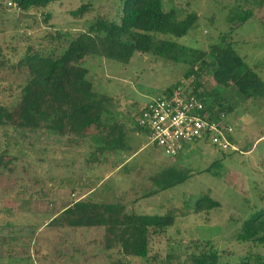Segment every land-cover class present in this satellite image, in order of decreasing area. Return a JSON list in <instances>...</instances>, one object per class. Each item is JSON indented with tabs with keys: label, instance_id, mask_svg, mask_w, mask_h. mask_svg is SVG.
I'll return each instance as SVG.
<instances>
[{
	"label": "rangeland",
	"instance_id": "obj_1",
	"mask_svg": "<svg viewBox=\"0 0 264 264\" xmlns=\"http://www.w3.org/2000/svg\"><path fill=\"white\" fill-rule=\"evenodd\" d=\"M163 1L167 10L196 12L200 17L187 36L173 40L207 51L222 35L231 32L228 42L249 67L257 66L256 71L264 79V7L256 9L253 18L239 27L229 21L230 13L243 6L244 0ZM82 4L67 1L46 10L22 12L12 0H0V64H5L0 66L1 103L15 117L19 115L26 76L13 70L12 65L28 48L51 52L59 44L58 32L79 34L98 16L117 19L115 15L122 5L121 0H94L93 11L76 19L71 13ZM46 15L50 18L47 22ZM237 27L232 32L231 28ZM85 66L97 94L110 98L109 114L105 112L103 122L117 124L123 134L125 147L116 153L122 159L108 160L96 153V135L102 131L98 127L89 129L87 134L92 136L86 139L71 140L46 131L17 132L11 124L0 125V149L8 151L4 164H0V264L116 261V254L99 245L104 235L100 229L67 230L55 224L65 208L80 200L124 204L128 211L139 214L188 213L177 218L169 234L153 238L151 258L158 261H152L154 264H165L168 256L175 264L186 263L192 253V240L213 243L223 252V261L230 264H238L251 254L264 255L262 247L243 245L235 239L244 221L264 209V99L245 101L234 86L222 90L225 102L233 109L229 124L241 153H224L208 143H198L187 145L173 158L148 146L147 134L136 133L137 120L144 106L177 84L193 91L198 79L186 78L188 67L141 54H136L129 65L90 59ZM199 81L203 92L218 88L208 71ZM93 157L98 161H92ZM127 158L130 160L124 170L109 173ZM105 160L110 162L104 164ZM170 165L186 171L190 178L147 197L158 189L155 176ZM205 196L221 205L207 218L193 211L196 202ZM129 264L144 263L132 258Z\"/></svg>",
	"mask_w": 264,
	"mask_h": 264
},
{
	"label": "trees",
	"instance_id": "obj_2",
	"mask_svg": "<svg viewBox=\"0 0 264 264\" xmlns=\"http://www.w3.org/2000/svg\"><path fill=\"white\" fill-rule=\"evenodd\" d=\"M12 1L22 12L46 10L56 3L81 1L83 4L71 15L83 19L93 11L94 0ZM121 4L118 8L120 12L117 11L115 15L117 19L98 16L79 34L58 32L59 44L51 52L28 48L18 63L12 65L13 70L26 76L21 89L19 115L15 117L1 103L0 90L1 126L11 124L17 132L28 131L33 134L46 131L58 138L67 137L71 140L86 139L92 136L87 131L98 127L102 131L96 135L99 144L96 153L104 158L120 156L116 153L125 147L123 134L117 124H111L108 120L103 122L110 98L97 94L85 63L93 59L129 65L136 54L151 55L187 66L186 78L196 76L198 79L194 81L191 93L200 96L210 110H218L228 116L233 112L222 95L223 89L232 86L245 101L264 99V79L256 71L257 66L256 69L249 67L245 58L228 42L231 32L222 35L220 41L211 45L209 50L201 51L176 41L196 28L200 21L196 12H181L175 8L167 10L163 0H121ZM262 7L264 0H244L243 6L231 11L229 21L241 27L253 18L256 9ZM49 19L46 15L45 21ZM239 27L231 28L232 32ZM3 65L2 62L0 66ZM204 71L211 73L218 84V88L210 93L201 91L199 78ZM181 85L177 84L174 89ZM139 132L147 134L137 124L136 133ZM231 141L234 143L233 137ZM3 148L0 149V164H4L8 157V151H2ZM92 161L97 162L98 159L93 157ZM189 178V173L170 165L155 176L153 181L158 189L147 197L181 185ZM261 202L264 204V196ZM220 206L219 202L205 196L196 202L193 211L207 218L211 211ZM177 214L179 216L172 212L164 215L139 214L135 210L128 211L124 204L80 200L65 208L54 222L67 230L103 231L99 245L118 257L110 264H129L132 258L144 264H154L158 261L156 257L151 258L153 238L169 234L178 217L189 215L181 211ZM235 239L243 245L264 249V209L244 221ZM191 244L189 250L192 253L184 264H230L223 261V252L213 243L192 240ZM165 264H175L173 257L168 256ZM238 264H264V255L251 254Z\"/></svg>",
	"mask_w": 264,
	"mask_h": 264
},
{
	"label": "built area",
	"instance_id": "obj_3",
	"mask_svg": "<svg viewBox=\"0 0 264 264\" xmlns=\"http://www.w3.org/2000/svg\"><path fill=\"white\" fill-rule=\"evenodd\" d=\"M208 109L205 101L180 87L151 101L138 117L139 128L147 132L148 146L168 157H178L187 145L208 143L227 153H241L231 141L234 129L229 116Z\"/></svg>",
	"mask_w": 264,
	"mask_h": 264
},
{
	"label": "crops",
	"instance_id": "obj_4",
	"mask_svg": "<svg viewBox=\"0 0 264 264\" xmlns=\"http://www.w3.org/2000/svg\"><path fill=\"white\" fill-rule=\"evenodd\" d=\"M145 107V106H144ZM144 108H142V110H143ZM142 110H141V113H142ZM141 115V114H140ZM116 157H118L117 155H110V156H107L106 157V159L108 158V160H113V158H116ZM133 157V156H132ZM118 158H120V159H122V157H118ZM107 160V162H106V160H105V163L104 164H108L110 161H108ZM130 159L129 158H127L125 161H123V162H121L120 164H119V166H117V168H115V169H110L109 171H111V172H109V173H111V174H115L116 172H121L122 170H124L125 169V167L127 166V164H128V161H129ZM140 202H141V200L139 201V205H141L140 204ZM142 204H143V202H141Z\"/></svg>",
	"mask_w": 264,
	"mask_h": 264
}]
</instances>
